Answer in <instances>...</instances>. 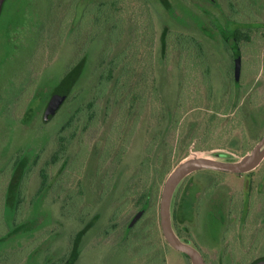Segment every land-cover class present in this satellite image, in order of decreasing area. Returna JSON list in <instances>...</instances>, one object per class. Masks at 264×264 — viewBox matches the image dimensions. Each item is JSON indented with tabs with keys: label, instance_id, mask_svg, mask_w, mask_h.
I'll return each mask as SVG.
<instances>
[{
	"label": "rangeland",
	"instance_id": "374dc122",
	"mask_svg": "<svg viewBox=\"0 0 264 264\" xmlns=\"http://www.w3.org/2000/svg\"><path fill=\"white\" fill-rule=\"evenodd\" d=\"M102 74L95 115L60 144ZM263 137L264 0L1 2L0 264H188L161 233L166 179L188 161L242 166ZM169 221L209 259H263L264 142L242 172L181 178Z\"/></svg>",
	"mask_w": 264,
	"mask_h": 264
},
{
	"label": "water",
	"instance_id": "95a60500",
	"mask_svg": "<svg viewBox=\"0 0 264 264\" xmlns=\"http://www.w3.org/2000/svg\"><path fill=\"white\" fill-rule=\"evenodd\" d=\"M3 0H0V4ZM239 68V61L235 59V77L238 74ZM64 98V94H59L55 97L51 103L48 105L47 114H51L60 104L62 99ZM264 142L263 139L256 145L254 150L252 151L250 157L247 159L246 163L239 167L233 166H225L216 163H212L209 161H188L186 163L181 164L178 166L166 179L162 192L160 195V203H159V225L161 229V233L167 242V244L173 248L174 250L184 254L190 261L191 264H204L202 261L201 256L196 252L192 247L181 243L178 241L171 230L170 221H169V201L172 194V191L177 184V182L186 176L187 174L198 171V170H212L217 172H224V173H238L242 172L246 169V167L252 162L254 156L256 155L257 151L260 149ZM71 262V261H70ZM71 262L70 264H72ZM261 264H264L262 262Z\"/></svg>",
	"mask_w": 264,
	"mask_h": 264
},
{
	"label": "trees",
	"instance_id": "16d2710c",
	"mask_svg": "<svg viewBox=\"0 0 264 264\" xmlns=\"http://www.w3.org/2000/svg\"><path fill=\"white\" fill-rule=\"evenodd\" d=\"M101 6H104L103 4ZM235 35V33H233ZM116 64L110 63L107 67L104 68V73L109 68L114 69ZM104 75H100L99 85L96 87V92L94 96L83 106L77 107L74 112L71 114V116L68 118V120L60 127V129L57 132V139L60 144L67 145L69 144L74 136L75 132L73 130V127L83 118H89V120H92V116L95 115L96 110L99 107L100 102L103 99V94L106 92V86L105 83H109V81L112 79L111 77L105 78ZM110 75V74H109ZM75 79V73H72L71 71H68L64 74V77L62 79V82L60 86H62V90L59 92L60 94L66 95L67 91L69 90L71 84L73 83ZM63 152V151H62ZM59 153L56 151L52 155V161H56L59 157ZM34 164L37 163V160L33 162ZM43 176V174H41ZM45 177L42 178V181L40 183L39 190H42L45 187ZM23 202V191L21 189L17 192V197L15 201V213H19L21 210ZM19 221V216L16 215L13 220V224H16ZM71 262H73V258L71 259Z\"/></svg>",
	"mask_w": 264,
	"mask_h": 264
},
{
	"label": "flooded vegetation",
	"instance_id": "af4514ba",
	"mask_svg": "<svg viewBox=\"0 0 264 264\" xmlns=\"http://www.w3.org/2000/svg\"><path fill=\"white\" fill-rule=\"evenodd\" d=\"M193 249L196 252H198V254L201 256L204 264H261L262 262H264V258L263 259L256 258L255 250H254V247L252 246H249L247 249L242 250L243 253L240 259H235V257H237V255L239 254L238 252L239 250L238 251L231 250L230 253H227V254H226V251L222 250L221 258L215 260V259H209V256L203 255L201 252L197 250V248H193ZM182 255L185 257L188 264H191L189 259L184 254ZM225 255H227L228 257L227 259L224 258Z\"/></svg>",
	"mask_w": 264,
	"mask_h": 264
}]
</instances>
